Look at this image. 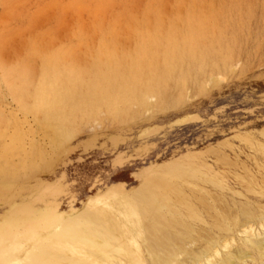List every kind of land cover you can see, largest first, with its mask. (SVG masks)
I'll list each match as a JSON object with an SVG mask.
<instances>
[{
    "label": "rangeland",
    "instance_id": "374dc122",
    "mask_svg": "<svg viewBox=\"0 0 264 264\" xmlns=\"http://www.w3.org/2000/svg\"><path fill=\"white\" fill-rule=\"evenodd\" d=\"M263 4L264 0H0V138L3 137L0 139V154L2 150L10 148L15 140L26 152L31 150V140L39 138L46 141L44 134L37 129L34 115L28 113L15 97L14 91L8 88V84L20 74H30L29 81L38 80L43 69H49L50 65L57 63L62 65L63 69L76 67L73 64L77 63V68L80 70L82 67L81 70L85 71L92 60L104 64L103 56L110 55L113 50L120 51V54L132 51L136 44L134 33L139 30L149 31L154 27L163 26V23V29L169 26L184 28L185 21L190 16L201 18L203 23L199 20V25L194 28L207 31L202 32L209 44L211 41H214L215 45L223 43L225 49L221 47V51L231 52L222 53H231L232 56V51H235L236 58L231 61V68L233 65L236 69H231L234 74L229 76L221 72L217 85L208 86L202 93L190 91L186 102L184 100L177 106L162 110L147 109L146 112H140L143 115H129L113 122L114 124L106 117L104 121L100 119L97 123H85V128L82 125V128L75 130L76 137L70 140L66 150L50 159L46 167L40 166L33 171L27 169L25 173L22 171L23 181L12 180L10 183L0 184V201L9 198L12 191V195H15L10 202L0 205V264H15L29 254L28 250H41L37 252L40 253L38 257H42L43 251L44 255L48 251L50 258L46 255L47 257L43 256L45 259L69 264L65 259L66 263L61 259L60 261L57 254L80 257L79 254L86 252L85 250L93 245L90 240L97 243L100 239L99 236L93 235V232L91 235L85 233L88 237L91 236L88 246L85 244L86 239H82L86 237L83 232L77 231L80 238L83 234L81 239L78 238L83 240L81 242L77 237L68 238L70 234L66 235L67 238L61 234L59 236L58 225L61 221L66 217H76L83 213V210L89 209L98 213V208H108L106 204L110 205L117 198L128 197L164 167V164L167 165L173 160L190 159L199 164V150L206 151L207 156L216 159L209 151L218 148L221 142L229 141L235 146H240L241 151L237 149L235 153L250 163L247 157L249 152L238 139L241 136L235 135H250L262 139L259 132L262 129L264 131ZM195 5L198 8H195L196 10ZM180 15L183 16L182 20ZM169 19L172 21L169 22ZM231 36L232 40L233 37L234 40L237 38L238 43L232 41ZM162 40V36L155 38L160 45H165V40ZM232 42L237 46L231 45ZM147 43L145 40L146 50ZM140 44H143V41ZM228 44L231 46L229 51ZM146 50H143L144 60L156 52L146 54ZM235 53L240 56L238 54L236 57ZM92 56L96 57L93 59ZM238 59L240 61L236 64ZM7 77H11V80H6ZM151 100L155 102L154 98L149 101ZM104 116L103 114L102 117ZM2 120L4 123L1 124ZM14 131L21 135L20 138L11 137ZM76 131L84 132L78 134ZM231 151L229 150V153L235 156V153H232L234 151ZM27 159V155L21 153L15 155L13 160L27 163ZM229 181L232 188L245 193L240 187L241 184L232 176ZM229 199L231 200V197ZM234 199L239 200L238 197ZM11 204H17L20 213L17 210L11 211L14 208ZM90 206L92 207L88 208ZM80 209L81 211H77ZM50 242L53 243L50 245ZM73 247L77 248V253ZM246 264L260 263L249 260Z\"/></svg>",
    "mask_w": 264,
    "mask_h": 264
},
{
    "label": "bare ground",
    "instance_id": "6f19581e",
    "mask_svg": "<svg viewBox=\"0 0 264 264\" xmlns=\"http://www.w3.org/2000/svg\"><path fill=\"white\" fill-rule=\"evenodd\" d=\"M182 15L180 19H183ZM125 17L127 18V15ZM223 17L225 18V14ZM186 20L185 27L183 23L184 28L181 26L180 29L175 26L163 29V23V26L154 29L151 27L149 31L139 30L134 33L136 44L132 51L120 54V51L113 50L110 55L103 56L104 64L92 60L89 67L84 68L85 71H82V67V70H79L76 62L73 64L76 67L71 69H63L62 65L57 63L50 65L49 69H43L38 80L29 81L30 74H20L16 80L11 81L8 88L14 91L15 97L28 113L34 115L37 129L44 134L46 141L39 138L30 141L29 138L31 150L28 151V147L26 152L15 140L21 135H17L18 130L14 131L11 137H14L15 141L9 145L10 148L7 145L5 148L8 147V150H2L0 154V184L10 183L12 180L23 181L22 171L25 173L27 169L33 171L40 166L46 167L50 159L66 150L75 136V130L82 125L85 128V123L92 124V121L98 122L100 119L104 121L105 117L113 123L129 115L146 112L147 109L156 111L174 107L183 102L190 91L202 93L208 86L217 85L221 72L232 75L234 70L232 72L231 69L235 67L232 65L231 68V61L236 59L235 51H232V56L231 53L225 55L227 50L226 53L222 50L224 54L220 49L225 46L223 43L215 45L214 41H211L209 44L205 40L206 35H203L207 31L202 32L194 28L199 25L201 18L190 16ZM173 22L175 25V20ZM157 36L163 37L165 45L155 41ZM230 39L232 40V36ZM236 39L234 42L238 43ZM145 40L148 42L147 50L144 47ZM142 41L143 44H140ZM234 42L231 45L237 46ZM227 46L229 51L231 46ZM143 50H146V54L156 52L144 60ZM92 57L94 59L96 56ZM8 78L11 77L6 80ZM151 98H154V103L149 101ZM261 131L259 133L262 139L252 137L248 133L249 136L235 135L241 136L238 139L248 150L250 163L235 153L237 149L241 151L240 146H235L229 141L221 142L215 150H208L216 159L207 156L206 151H194L200 158L199 164L190 159L173 160L167 165L164 164L158 172H153L155 175L150 176L128 197L117 198L110 205L106 204L108 208L102 206V209L98 208V213L87 209L76 217H66L58 225L57 235L66 237L70 234L68 238L78 239L80 237L77 231L83 234L93 232L100 240L93 243L91 236L85 234L86 237L82 238V234L81 238L87 241L85 244L89 246L91 241L93 245H90L86 252L79 254L80 257H68L59 253L58 259L69 264H246L249 260L264 264V131ZM81 132L84 131L77 133ZM22 142H25V138ZM229 150L234 151L231 152L235 153V156L229 153ZM21 153L27 155V163L13 160L15 155ZM19 158L17 160L21 161ZM211 160L213 162H210ZM230 176L242 185L240 187L245 193L231 187ZM13 193L14 191L6 200H1L0 205L10 202L15 197ZM232 197H238L239 200ZM11 206H14L11 211H20L17 204ZM52 243L50 242V245ZM80 248L79 246V252ZM28 252L29 254L15 264H59L43 257L49 254L48 251L46 255L43 251L42 257H38L40 253H37L41 250ZM49 255L46 257L50 258ZM54 255L57 257L56 253Z\"/></svg>",
    "mask_w": 264,
    "mask_h": 264
}]
</instances>
